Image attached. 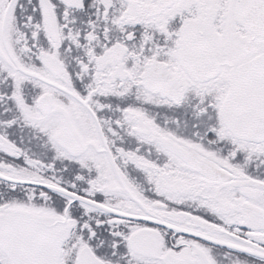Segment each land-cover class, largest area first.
Masks as SVG:
<instances>
[{
  "label": "snow or ice",
  "instance_id": "1",
  "mask_svg": "<svg viewBox=\"0 0 264 264\" xmlns=\"http://www.w3.org/2000/svg\"><path fill=\"white\" fill-rule=\"evenodd\" d=\"M0 264H264V0H0Z\"/></svg>",
  "mask_w": 264,
  "mask_h": 264
}]
</instances>
